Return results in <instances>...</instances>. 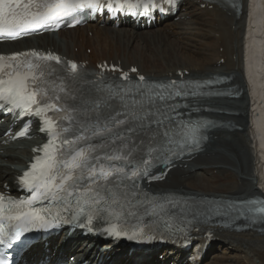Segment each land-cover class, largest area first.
<instances>
[{
	"label": "bare ground",
	"instance_id": "obj_1",
	"mask_svg": "<svg viewBox=\"0 0 264 264\" xmlns=\"http://www.w3.org/2000/svg\"><path fill=\"white\" fill-rule=\"evenodd\" d=\"M239 2L241 9L236 14L229 6L213 1L190 0L173 19L155 28L142 30L126 24L116 29L111 24H94L0 44V54L53 48L56 53L88 63L91 68L103 61L119 64L124 70L137 67L139 74L149 80L178 79V73L192 79L225 77L228 80L225 87L233 88L234 98L199 99L193 107L208 112V117L232 125L212 129L201 152L192 159L177 162L165 181L150 185L149 190L156 194L166 192L228 200L254 195L264 197V0ZM88 32H92V39L87 38ZM155 40L173 50L165 61L154 60L152 55L142 52ZM65 44L71 50L62 49ZM76 47L77 54L74 53ZM86 49H92L90 55L85 53ZM6 127L7 124L0 125V136ZM1 142L0 139V188L5 191L3 184H6L13 190L14 176L25 167L31 157V148L40 141L33 139L9 145ZM220 187L228 195H218ZM216 222L207 221L202 233L207 229L212 231L214 242L201 264H264V223L238 222L225 226L223 220L218 225ZM242 225L253 229L237 232L236 227ZM198 228L203 229V226ZM70 239L71 242L59 239L57 252L63 248L65 253L74 254L75 246L70 245L77 242V236ZM51 243L53 246L54 241ZM89 248L84 243L74 256V263L85 257ZM35 250L37 262L41 254ZM127 253L128 250H123V254ZM115 256V264H119L120 259L117 254ZM129 264L188 263L179 250L165 249L134 254Z\"/></svg>",
	"mask_w": 264,
	"mask_h": 264
},
{
	"label": "snow or ice",
	"instance_id": "obj_2",
	"mask_svg": "<svg viewBox=\"0 0 264 264\" xmlns=\"http://www.w3.org/2000/svg\"><path fill=\"white\" fill-rule=\"evenodd\" d=\"M112 2L109 0V6ZM114 2L120 4L121 0ZM98 4L99 0H0V34L15 39L24 32L50 28L52 23L59 26L62 18ZM42 61L60 63V58L35 51L0 55V109L20 110L22 116L41 118L42 124L47 125L41 130L51 138L42 147L43 157L37 156L31 170L20 178L30 197L6 202L0 195V245L11 247L32 227H49L48 216L36 207L44 202H74L79 206L83 201L87 206V225L104 214L126 222L128 217L136 218L141 213L169 211L159 203L169 198L142 193L140 179L148 175L147 169L154 161L163 163L167 152H171L170 146L175 143L172 129L179 127L177 121L184 116L181 101L191 93L175 81L149 83L140 76L137 83L116 86L115 93L107 98L98 95L89 105H80L76 96H70L73 103L65 107L67 100L49 88ZM69 68L73 77L79 75L76 63ZM121 80H127V76ZM82 111L92 115L85 117ZM49 112L64 115L55 120ZM184 143H197L195 135ZM259 212L264 213V208ZM59 219V215L53 217L57 222ZM85 226L80 223V227ZM106 231L120 236L124 230L112 224ZM0 264H5L2 253Z\"/></svg>",
	"mask_w": 264,
	"mask_h": 264
},
{
	"label": "rangeland",
	"instance_id": "obj_3",
	"mask_svg": "<svg viewBox=\"0 0 264 264\" xmlns=\"http://www.w3.org/2000/svg\"><path fill=\"white\" fill-rule=\"evenodd\" d=\"M88 35H87V37L89 39H92V36H90L89 33H88ZM153 36L154 35H152V37ZM63 47L64 46H62V48ZM75 50H76V52L75 51L74 52L75 53H78V49L76 48ZM143 50L144 51H142V52L148 54L150 57L152 55L153 58H154V60H156L158 58L157 61L158 60L165 61L167 59V57L170 56L172 54V52H173V50L171 48H169L168 46H165L160 40L151 41V43L149 45H147ZM221 50L222 49H220L219 51H221ZM90 51H91L90 49H87V55L90 54ZM165 51H167L166 54H165ZM224 191H225V189H223V188L220 187V193L218 195H228L226 193H223ZM72 257H74V255H72ZM251 261H252V259L250 258L249 259V262H251Z\"/></svg>",
	"mask_w": 264,
	"mask_h": 264
}]
</instances>
